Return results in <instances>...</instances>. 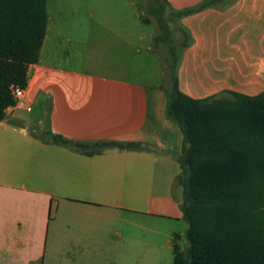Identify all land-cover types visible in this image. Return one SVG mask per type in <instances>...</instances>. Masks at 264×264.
Masks as SVG:
<instances>
[{"label": "crops", "instance_id": "obj_1", "mask_svg": "<svg viewBox=\"0 0 264 264\" xmlns=\"http://www.w3.org/2000/svg\"><path fill=\"white\" fill-rule=\"evenodd\" d=\"M167 1L177 11L203 0ZM49 5L46 0V33L38 62L28 66L23 98L5 109L6 118L21 124L0 120V264H110L124 259L125 240L140 242L142 229L143 244L159 233L173 249L174 229L158 231L153 219H184L182 187L174 183L183 134L166 115L161 82L129 74L143 36L124 24L139 25L142 17L65 18L52 15ZM176 23L191 37L177 67L182 92L204 98L264 91V0H229ZM146 49L153 51L151 44ZM44 123L70 140L142 148L83 153L41 140L36 134ZM111 232L120 239L111 241Z\"/></svg>", "mask_w": 264, "mask_h": 264}, {"label": "trees", "instance_id": "obj_2", "mask_svg": "<svg viewBox=\"0 0 264 264\" xmlns=\"http://www.w3.org/2000/svg\"><path fill=\"white\" fill-rule=\"evenodd\" d=\"M228 1L203 0L173 11L167 0H151L148 7L161 29L153 40L168 47L167 85L162 86L166 115L183 134L181 171L174 183L182 187L187 246L173 245L171 264H264V91L247 95L224 90L204 98L182 92L177 67L191 37L180 29L178 50L165 17L169 13L179 18ZM143 21L150 19L145 16ZM46 25V0H0V120L14 104L11 87H25L28 66L38 62ZM46 116L48 121L49 105ZM36 135L87 154L107 147L142 148L137 142L74 141L49 129Z\"/></svg>", "mask_w": 264, "mask_h": 264}, {"label": "rangeland", "instance_id": "obj_3", "mask_svg": "<svg viewBox=\"0 0 264 264\" xmlns=\"http://www.w3.org/2000/svg\"><path fill=\"white\" fill-rule=\"evenodd\" d=\"M69 0H49V8L54 12V16H64L68 18L75 14H94L101 16H121L135 17L141 16L142 19L138 23H125V27L136 33H140L143 36L141 41L140 54H134L133 60L131 59L129 74L134 79L139 81H146L151 83H159L167 85V79L165 77V70L167 65L165 63V57L168 53L167 44L162 41H154L153 36L160 35L161 29L157 25V22L153 16L148 12V7L151 0H77L80 3L75 6L68 4ZM59 3V6H56ZM167 26L174 39V45L179 50L181 46L180 29L176 23V17L167 13ZM148 17L149 22H144L143 18ZM136 20V19H135ZM64 30L68 31L70 24H64ZM132 26L134 28L132 29ZM151 44L152 50L149 52L146 49V45ZM160 64L162 71V78L158 76L160 72ZM46 130V123H44L43 130ZM182 202V201H181ZM143 220V219H142ZM157 230L168 232L172 227L173 234H177V238L174 240L176 245L180 249H184L187 246L186 233L188 229V223L185 219L177 221L174 219H163L157 217L153 219ZM143 223V221H142ZM144 230L142 229L140 236V242L131 244L128 240H125L123 246H119L121 251H124L123 260H114L110 264H171L173 260V249L164 245L165 237L157 233L155 240L151 244H143ZM111 241L119 240L118 236H114L112 232L109 235Z\"/></svg>", "mask_w": 264, "mask_h": 264}, {"label": "built area", "instance_id": "obj_4", "mask_svg": "<svg viewBox=\"0 0 264 264\" xmlns=\"http://www.w3.org/2000/svg\"><path fill=\"white\" fill-rule=\"evenodd\" d=\"M24 89L25 87H19V86H12L11 87V93L14 99V104L11 106H16L18 103H20L21 99L23 98L24 95ZM26 110H30V106L27 105Z\"/></svg>", "mask_w": 264, "mask_h": 264}]
</instances>
